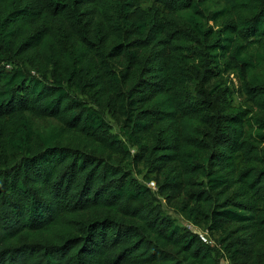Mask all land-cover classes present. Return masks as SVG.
Listing matches in <instances>:
<instances>
[{"label": "trees", "instance_id": "obj_1", "mask_svg": "<svg viewBox=\"0 0 264 264\" xmlns=\"http://www.w3.org/2000/svg\"><path fill=\"white\" fill-rule=\"evenodd\" d=\"M209 1L0 0V264H264V0Z\"/></svg>", "mask_w": 264, "mask_h": 264}, {"label": "rangeland", "instance_id": "obj_2", "mask_svg": "<svg viewBox=\"0 0 264 264\" xmlns=\"http://www.w3.org/2000/svg\"><path fill=\"white\" fill-rule=\"evenodd\" d=\"M215 1L217 0H211L209 2L206 3L205 7L208 11H212L215 10L217 8V4H215ZM225 80L227 82L228 85H230L231 83H233L234 85L237 84V81L234 77V75L229 74L227 76H225ZM238 98L236 96H234V104L238 103ZM106 118L108 119V121L111 123L112 125V131L114 133H118V125L115 122L114 118L106 113ZM147 185L155 192V195L157 196L159 203L162 205L163 209L181 226L187 227V228H191L194 231H196L197 233H199L200 235H202L203 237H205L208 241V243L213 244L214 243V236L212 234L207 233L205 230H201L198 229L196 227H194L190 222L186 221L180 214L177 213V211L175 210L174 206L175 205L173 201H168L166 199V193H159L157 190V186L155 185L154 181H150L149 183H147ZM220 264H228L226 261L221 260Z\"/></svg>", "mask_w": 264, "mask_h": 264}, {"label": "built area", "instance_id": "obj_3", "mask_svg": "<svg viewBox=\"0 0 264 264\" xmlns=\"http://www.w3.org/2000/svg\"><path fill=\"white\" fill-rule=\"evenodd\" d=\"M198 235H199V237H200L204 242L208 243V241H207V239H206L205 237H203V236L200 235L199 233H198Z\"/></svg>", "mask_w": 264, "mask_h": 264}]
</instances>
